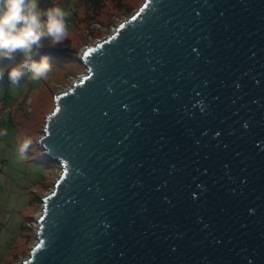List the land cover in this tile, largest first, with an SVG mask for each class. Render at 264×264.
<instances>
[{"label":"water","instance_id":"95a60500","mask_svg":"<svg viewBox=\"0 0 264 264\" xmlns=\"http://www.w3.org/2000/svg\"><path fill=\"white\" fill-rule=\"evenodd\" d=\"M77 59L18 264H264V0H144Z\"/></svg>","mask_w":264,"mask_h":264},{"label":"rangeland","instance_id":"374dc122","mask_svg":"<svg viewBox=\"0 0 264 264\" xmlns=\"http://www.w3.org/2000/svg\"><path fill=\"white\" fill-rule=\"evenodd\" d=\"M144 0H105L99 11L56 2L66 14L70 45L76 50L67 60H50L52 71L44 79L30 77L11 86L7 76L9 61L0 62L5 77L0 79V264H18L36 241L35 225L42 210V197L53 188L60 165L52 161L37 143L43 134L46 116L53 109L54 95L84 73L76 58L79 50L97 37L107 35L129 17ZM79 1L76 5H79ZM92 18H90L92 15ZM25 138L33 143L21 158L17 146Z\"/></svg>","mask_w":264,"mask_h":264},{"label":"clouds","instance_id":"9594fccd","mask_svg":"<svg viewBox=\"0 0 264 264\" xmlns=\"http://www.w3.org/2000/svg\"><path fill=\"white\" fill-rule=\"evenodd\" d=\"M67 36L66 14L60 6L43 9L39 0H0V62H10L6 76L11 86H18L26 77L34 81L46 78L53 66L47 55H39V49L45 41L47 46L56 47ZM4 77L5 71L0 68V79ZM32 143L25 138L18 144L21 158Z\"/></svg>","mask_w":264,"mask_h":264},{"label":"trees","instance_id":"16d2710c","mask_svg":"<svg viewBox=\"0 0 264 264\" xmlns=\"http://www.w3.org/2000/svg\"><path fill=\"white\" fill-rule=\"evenodd\" d=\"M79 1V5H76ZM105 0H74V5L71 8L72 17L76 18L77 11L74 6L76 7H85L86 9H91L94 12L99 11V9L102 7ZM56 2H59L62 5H65L68 0H39L40 7L43 9H46L50 6H54ZM90 18H92V15ZM45 46L39 49V55H47L49 57V60H67L72 57H75L76 50L73 49V47L70 45V42L68 39H65L62 44L56 46V47H49L47 46V41L44 42ZM39 55H36L34 58L39 59ZM77 60V58H76Z\"/></svg>","mask_w":264,"mask_h":264},{"label":"built area","instance_id":"2783aa9c","mask_svg":"<svg viewBox=\"0 0 264 264\" xmlns=\"http://www.w3.org/2000/svg\"><path fill=\"white\" fill-rule=\"evenodd\" d=\"M114 29H115V26L113 27V29H112V31H110L107 35H102L101 37H97L91 44H93V43H95L96 41H98V40H100L101 38H103V37H105V36H108V35H110L113 31H114ZM91 44H88V45H91ZM80 77V76H79ZM78 77V78H79ZM77 78V79H78ZM77 79H75V80H77ZM75 80H73V81H75ZM72 81V82H73ZM71 82V83H72ZM71 85V84H70ZM70 85H68L67 87H65L64 89H62V90H65V89H67ZM35 230L37 231V224L35 225Z\"/></svg>","mask_w":264,"mask_h":264},{"label":"snow or ice","instance_id":"6c2138e0","mask_svg":"<svg viewBox=\"0 0 264 264\" xmlns=\"http://www.w3.org/2000/svg\"><path fill=\"white\" fill-rule=\"evenodd\" d=\"M91 51V50H90ZM86 55H87V53H86Z\"/></svg>","mask_w":264,"mask_h":264}]
</instances>
